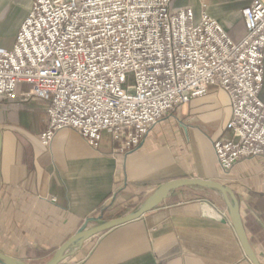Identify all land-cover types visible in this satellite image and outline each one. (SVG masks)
<instances>
[{"label":"crops","instance_id":"crops-1","mask_svg":"<svg viewBox=\"0 0 264 264\" xmlns=\"http://www.w3.org/2000/svg\"><path fill=\"white\" fill-rule=\"evenodd\" d=\"M32 2L0 0V50L13 47ZM250 2L175 0L174 8H190L196 20L205 11L239 42L245 33L241 10ZM262 80L259 95L264 101V73ZM20 88L29 90L25 84ZM19 100L0 101V252L32 264L26 254L55 252L86 219L123 217L158 185L201 178L232 189L248 241L264 262V159L241 160L227 174L220 169L213 143L228 135L231 113L229 98L221 90L209 88L171 111L141 147L127 155L111 154L107 133L95 149L70 128L42 145L47 104ZM201 201L209 202L224 222L201 216ZM226 219L217 194L186 187L141 219L90 238L72 257L78 264H251Z\"/></svg>","mask_w":264,"mask_h":264},{"label":"built area","instance_id":"built-area-1","mask_svg":"<svg viewBox=\"0 0 264 264\" xmlns=\"http://www.w3.org/2000/svg\"><path fill=\"white\" fill-rule=\"evenodd\" d=\"M32 1L13 47L0 50V101L47 104L42 145L70 128L92 148L107 133L111 154L136 152L171 111L214 87L231 110L228 135L213 143L220 169L264 159V0L241 10L239 42L175 0Z\"/></svg>","mask_w":264,"mask_h":264},{"label":"water","instance_id":"water-1","mask_svg":"<svg viewBox=\"0 0 264 264\" xmlns=\"http://www.w3.org/2000/svg\"><path fill=\"white\" fill-rule=\"evenodd\" d=\"M2 133L0 132V152H1ZM186 187H197L209 190L218 195L224 205L225 213H227V221L233 227L236 237L240 242L244 256L248 258L251 264H264L253 251L250 242L247 238L245 227H243L242 215L239 209V202L233 193L232 189L220 184L218 182L198 179H174L169 182L158 185L149 196H147L143 203L135 210L123 217L115 218L114 220L104 221L100 218H88L80 226L75 234L68 240L63 242L59 248L52 254V256L43 264H61L64 260L72 258L81 248L82 245L90 238L100 235V233L114 229L115 227L128 224L131 221L141 219L144 214L156 209L166 199H168L173 192ZM199 212L201 216L210 219L214 222H224L223 216L215 210V208L207 201H201L199 204ZM93 224L92 227H88ZM0 264H29L23 260L12 258L0 252Z\"/></svg>","mask_w":264,"mask_h":264},{"label":"rangeland","instance_id":"rangeland-1","mask_svg":"<svg viewBox=\"0 0 264 264\" xmlns=\"http://www.w3.org/2000/svg\"><path fill=\"white\" fill-rule=\"evenodd\" d=\"M52 254L47 256V257H43V258H35V256H32V257H27L26 256V257L30 258V260H32L31 261L32 264H43L45 261H47L52 256ZM35 260H37V262ZM78 262L79 261H77V259L73 258V257L71 259H69V260H64V264H78Z\"/></svg>","mask_w":264,"mask_h":264},{"label":"trees","instance_id":"trees-1","mask_svg":"<svg viewBox=\"0 0 264 264\" xmlns=\"http://www.w3.org/2000/svg\"><path fill=\"white\" fill-rule=\"evenodd\" d=\"M54 250H48V251H31L30 253L26 254L27 257L35 256V258H43L51 255Z\"/></svg>","mask_w":264,"mask_h":264}]
</instances>
